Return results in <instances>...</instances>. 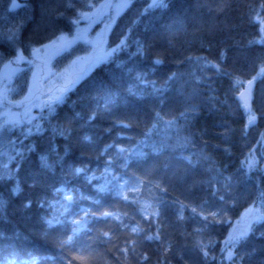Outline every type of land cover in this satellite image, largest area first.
Segmentation results:
<instances>
[{
    "label": "trees",
    "instance_id": "trees-1",
    "mask_svg": "<svg viewBox=\"0 0 264 264\" xmlns=\"http://www.w3.org/2000/svg\"><path fill=\"white\" fill-rule=\"evenodd\" d=\"M102 1L0 0V68L73 33ZM146 1L111 22L115 51L34 129H0V264H264V0ZM89 51L74 44L51 67ZM250 79L245 110L236 98ZM252 207L261 219L231 233Z\"/></svg>",
    "mask_w": 264,
    "mask_h": 264
},
{
    "label": "rangeland",
    "instance_id": "rangeland-1",
    "mask_svg": "<svg viewBox=\"0 0 264 264\" xmlns=\"http://www.w3.org/2000/svg\"><path fill=\"white\" fill-rule=\"evenodd\" d=\"M134 0H103L100 2L99 5L91 9L90 12H88L91 19H85V18H79L77 20V23L75 25L74 31L71 34H61L67 39H72L73 37L77 36V30H85L80 34V38L75 40V42L72 44L77 43H84L90 46V51L88 53H85L84 55L74 59L71 61L66 67L56 70L53 68V71L55 73H58V76H51L46 77L43 81L44 88L42 92L37 93L38 99H35L33 101H29L27 98L32 95L29 92L28 87L26 86L25 91L23 93L19 92V89L17 87V78L20 75V73L24 70L28 69L29 76L28 80L32 77V70L34 69V65L28 64L27 61L33 60L35 61V57L32 55V51L30 55H24L19 51V54L23 57V59H17V53L15 54L14 58L6 62L2 65L0 68V129H3L4 127L12 128L16 126H23L27 129H34L37 124V117L41 114V111L44 109L50 110L51 107L63 96V94L67 91V89L71 88L68 87L63 93L59 92V89L63 86L65 79H74L77 75L80 76V79L91 70V68L95 65L93 64L91 67H88L86 71H82V68L88 63L87 58L92 55H98L105 57L109 53L112 52V49L115 48H108L107 47V33L109 30V27L111 25V22ZM148 4H157L162 2V0H147ZM102 4H110L112 7L106 8L103 10L102 15H96L97 12H99V6ZM119 5H126L124 7H117ZM114 18V19H112ZM106 25L108 27L106 28ZM98 34L100 35V44L98 48L93 49L92 45L89 43H86V40H94L97 39ZM61 35H57L56 38L48 42L47 44H50L52 41H57V38ZM46 45V44H44ZM40 47H36V49H40ZM70 48V47H69ZM68 48V49H69ZM67 50V49H66ZM64 52V51H62ZM62 52L58 53L57 55L52 57V60L50 62V67L52 66L53 60L56 56L61 54ZM44 53L41 51L40 55L42 56ZM79 79V80H80ZM78 80V81H79ZM77 81V82H78ZM18 93L16 94L15 93ZM56 97L58 96V99H50L49 97ZM252 115H247V119ZM139 146V145H138ZM136 146V147H138ZM255 160H258L257 157ZM264 163V162H263ZM141 184H133L132 191L137 192H143ZM125 193V190L124 192ZM145 193L147 196H144L142 198L139 197L142 205L143 212L145 214L148 213V211H155L154 201L152 196L154 193L152 191L146 190ZM251 208L246 209L242 212V215L240 218L237 219V221L233 224L232 227H234L237 223H240L241 218L246 216L249 213V210ZM262 217V212L259 211L258 207H254V214H253V222H257ZM250 223V224H251ZM249 224V225H250ZM247 230V229H246ZM236 234H240V230L236 228ZM244 234V233H242ZM228 250H231L230 244H228Z\"/></svg>",
    "mask_w": 264,
    "mask_h": 264
},
{
    "label": "snow or ice",
    "instance_id": "snow-or-ice-1",
    "mask_svg": "<svg viewBox=\"0 0 264 264\" xmlns=\"http://www.w3.org/2000/svg\"><path fill=\"white\" fill-rule=\"evenodd\" d=\"M18 5L15 3V0H13V4L11 5V7L15 8ZM71 6V5H70ZM89 7H94V5H92L91 3L88 4ZM126 5H119L117 7H124ZM160 7L163 8L165 7V4L163 2L159 3V5L153 3V4H148L146 5V10L153 8V7ZM112 7V5L110 4H102L99 6V12L96 13V15H102L103 14V10L106 8H110ZM262 8H264V5H261ZM81 18H85V19H91V17L89 16L88 13H80ZM114 19V18H112ZM73 23H77V21H73ZM261 23H264V21H261ZM108 27V25H106V28ZM86 31L85 30H77V36L73 37L72 39H67L66 37H64L63 35H61L60 37L57 38V41H52L50 44H46V45H42L40 49H36L33 48L32 49V55L35 57V61L33 60H29L27 61L28 64L34 65V69L32 70V77L30 80L27 81V87L29 89V92L32 94L30 95L27 99L31 102L35 99H38V95H36L37 93L42 92L43 88H44V83L43 81L45 80L46 77H51V76H58V73H55L53 71V68L50 67V62L52 60V57L57 55L58 53L65 51L66 49H68L69 47L72 46V44L75 42V40L80 38V34ZM100 35L102 34H98L97 39L94 40H86V43H89L92 45L93 49L98 48L99 44H100ZM124 44V39L121 38L120 39V43L117 45V48L120 47L121 45ZM41 51H43V55L41 56L40 53ZM112 51H115V49H112ZM103 57L102 56H98V55H92L89 56L87 58L88 63L82 68V71H86L88 67H91L93 64L97 63L99 60H101ZM17 59H23V57L19 54V52H17ZM79 59V58H78ZM154 63L156 64H160L161 61L159 59L155 60ZM174 76L176 75L175 73L173 74ZM259 75L264 76V67H261L259 70ZM80 79V76L77 75L74 79H65V82L63 84V86L59 89L60 93H63L68 87H71L73 84H75L78 80ZM253 79H255V77H253ZM248 85L251 86L252 84V80L247 81ZM113 98V102L115 100V94H110ZM241 99H244V94L243 92H241ZM50 99H58L59 97H49ZM245 108H247V103H245ZM155 119L157 120V122H159L162 118L160 117L159 113L156 114ZM255 120L254 116H250L249 117V122H252ZM119 122V121H118ZM125 128L129 127V125L125 124L124 125ZM262 136H264V133L261 134ZM84 139H87V137H84ZM121 151H123L121 149ZM142 155V153H140ZM42 162H44V157L40 158ZM62 159V158H61ZM246 162L248 164L249 167H252L254 164V160L251 158H246ZM45 166L47 167L48 165L45 162ZM76 172H80L82 171V169L77 168L75 169ZM15 191V189H14ZM261 197L262 199H264V193H261ZM225 198L221 197V200L223 201ZM193 211L195 212V209H193ZM105 215H110L109 213H105ZM213 216L216 215V213H212ZM51 223V222H49ZM133 231H136V229H133ZM105 235H107V233H105ZM151 238V237H149ZM232 242L234 243V238L232 237V234L230 233L229 236L226 238L225 243H229ZM205 255H207V253H205ZM228 256L231 257L232 256V252L229 250L228 251ZM9 264H11V262H9Z\"/></svg>",
    "mask_w": 264,
    "mask_h": 264
},
{
    "label": "water",
    "instance_id": "water-1",
    "mask_svg": "<svg viewBox=\"0 0 264 264\" xmlns=\"http://www.w3.org/2000/svg\"><path fill=\"white\" fill-rule=\"evenodd\" d=\"M250 80H252V84H251V86H249L248 85V83L246 82L245 84H244V86H243V88L239 91V93L237 94V98L236 99H238V101L240 102V104H241V107L243 108V109H245V110H250L251 109V102H252V89H253V79H250ZM241 92H243V94H244V99L242 100L241 99ZM245 103H247V108H245ZM255 122V120L254 121H252V122H249V120H248V122H247V124H253ZM262 170L264 171V163L262 164ZM71 199V197H69V200ZM253 214H254V207H252L250 210H249V213L246 215V216H244L242 219H241V221H240V223H237L236 225H235V227L232 229V233H234L235 231H236V228H238L239 230H240V232H242V233H245L246 232V227L252 222V220H253Z\"/></svg>",
    "mask_w": 264,
    "mask_h": 264
}]
</instances>
